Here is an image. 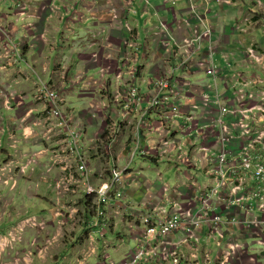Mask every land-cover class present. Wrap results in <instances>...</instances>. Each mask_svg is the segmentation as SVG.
<instances>
[{
  "label": "built area",
  "instance_id": "2783aa9c",
  "mask_svg": "<svg viewBox=\"0 0 264 264\" xmlns=\"http://www.w3.org/2000/svg\"><path fill=\"white\" fill-rule=\"evenodd\" d=\"M143 1L149 5V0ZM131 4L132 0L121 8L126 16L124 55L115 65L114 54L107 52L99 67L101 87L87 116L80 113L76 119L67 114L68 96L47 82L38 83L31 95L13 86L0 87V110H26L12 123L15 154L0 162V205L3 189L14 190L18 177L46 158V172L54 173L58 227L84 223L85 247L76 264H88L92 258L103 259L102 264H264V53L256 45L243 50L244 62L260 72L255 76L236 70L228 54L225 63L218 64L213 28L193 6L200 23L188 37H175L168 22L160 21L153 38L172 72L145 82L143 91L141 62L148 48L130 22V13H136ZM25 8L17 11L23 36L0 21L1 72L22 74L25 48L37 38L36 21L29 19L35 16ZM112 11L113 20L119 21L120 12ZM94 39L93 59L98 62L110 39L104 32ZM198 67L213 84L197 86L184 75H174L175 70ZM29 70L36 73L30 64ZM64 79H69L66 71ZM30 99L43 106L28 107ZM2 122L0 132L5 131ZM89 130L91 136L86 134ZM16 131H23L25 139H37L40 149L21 153ZM146 135L152 138L150 144ZM137 159L156 166L171 164L184 182L172 187L159 170V196L141 202L142 212L134 214L127 196L139 185V172L132 168ZM143 188L149 192L152 186L146 181ZM183 194L187 196L180 200ZM133 215L135 221L128 224L135 247L118 262L109 261L105 250L111 243L104 234L95 238L93 230L114 229ZM47 226L37 216L19 220L0 233V258L17 254L13 262L19 264L16 248L23 244L26 230L41 233ZM207 240L212 249L202 246ZM28 245L37 248L38 241Z\"/></svg>",
  "mask_w": 264,
  "mask_h": 264
},
{
  "label": "crops",
  "instance_id": "0c3cea01",
  "mask_svg": "<svg viewBox=\"0 0 264 264\" xmlns=\"http://www.w3.org/2000/svg\"><path fill=\"white\" fill-rule=\"evenodd\" d=\"M46 1L41 9L35 10L33 15L29 17L34 19L37 24L35 34L37 38L30 39L29 44L33 45L25 48L26 61L22 64V74L15 70L1 72L0 71V87L13 86L12 89L26 92L30 95L35 91L36 86L40 82H47L61 90L63 94L68 96V104L65 112L71 114L78 119L80 113L87 116L88 110L92 106V100L95 91L100 89L99 67L104 63L107 52L114 54L115 65L119 64L120 56L124 55L121 39L125 36V28L123 25L126 16L121 10L130 3V0H51ZM54 6V7H52ZM193 6L197 8L199 13L206 16L205 24H209L213 28V42L220 57L225 54L231 56V62L235 64V69L247 72L251 76L260 74L259 70L253 66H249L244 62V49L256 45L262 53H264V0H149V5L143 0H132V7L136 13H130L129 19L132 26L135 27L139 34V40L145 38L148 55L142 57V83L143 91H146L145 82L164 73H170L167 63V56L163 50H160L158 44L154 41V33L157 31L161 20H166L172 28L175 37L183 39L190 36L193 27L200 23L193 15ZM12 0H1L0 2V21L5 22L12 28L14 32L23 36V26L19 22L17 12L12 11ZM112 10L120 12V20H113ZM41 11V12H40ZM39 12V13H37ZM82 18L79 20V18ZM25 21V20H24ZM189 22V23H187ZM104 32L109 37V47L102 50L98 62L93 59V53L96 52L94 36ZM25 43L27 42L24 39ZM2 62L0 61V64ZM223 63L224 60H223ZM29 64L34 68L36 73L29 70ZM219 64V63H218ZM223 65V64H222ZM67 72L68 80L65 82L64 73ZM176 77L186 76L197 86H206L213 84L204 70L200 67L191 72L174 71ZM201 90V88H198ZM78 98L84 107L79 109L80 104L74 102V98ZM28 107L38 106L32 99L28 103ZM25 109L16 108L14 110H0V119L3 120L1 125L5 131L0 132V162L6 160L10 155L13 141L10 139L13 129L12 123L25 114ZM92 130L86 131L87 136H91ZM95 132L96 130L93 129ZM23 131H16L15 136L19 140L18 150L23 154H31L40 149L37 139L22 137ZM147 136V135H146ZM37 138V137H36ZM152 142V138L147 136V144ZM48 161L43 158L33 171L27 172L25 175L18 177L17 186L14 190L9 191L3 189V202L0 205V233L10 230L19 220L28 216L35 215L46 220L48 226L45 232H38L40 237L55 232L58 229L57 219L55 217V194L51 190L52 179L54 173L46 172ZM135 163V162H134ZM134 171L141 170L143 177L140 183L147 181L152 186L151 191L147 192L143 186L133 187L127 196V201L134 214L142 212L141 202L148 199H155L159 196V183L149 182L146 176L147 169L142 167H132ZM144 180H146L144 182ZM25 186L26 194L29 199H36L38 203L43 200L45 207L37 208L34 206L30 209L23 205L14 206L12 200L7 198L12 192H22L20 185ZM39 185L47 186L44 192L38 190ZM19 189V190H18ZM53 195V197H52ZM182 195L179 199L186 198ZM177 197V195H176ZM138 206V207H137ZM81 208V207H79ZM12 209V212H9ZM66 209L65 211H68ZM14 212H21L23 215L11 225L3 223L4 218L13 217ZM114 218V217H113ZM112 218V219H113ZM85 219V217H82ZM136 217L129 216V221H135ZM127 220V219H126ZM87 221V220H84ZM139 222V219H137ZM127 221H122L125 223ZM127 224V223H125ZM69 229L66 237H71L61 250V246L52 248L48 254L49 258L44 260H52L56 255L57 262L49 264H76L77 258L82 253L85 244L82 243L81 234L84 229V223L75 224ZM65 226V227H66ZM112 232L114 229H110ZM44 233V234H43ZM119 237V236H118ZM26 244L19 246L18 251L23 247V251L29 246L28 237H24ZM105 254H109V249L105 250ZM110 255V254H109ZM7 254L0 258V264L6 261ZM122 258V257H121ZM120 258V259H121ZM119 259V260H120ZM103 259H98L97 264H102ZM47 262V261H46ZM44 262V263H46Z\"/></svg>",
  "mask_w": 264,
  "mask_h": 264
},
{
  "label": "rangeland",
  "instance_id": "374dc122",
  "mask_svg": "<svg viewBox=\"0 0 264 264\" xmlns=\"http://www.w3.org/2000/svg\"><path fill=\"white\" fill-rule=\"evenodd\" d=\"M47 1H51V0H47ZM44 3H46V1L44 0H35V1H31V0H12V7L13 9H11L12 11L17 12L22 10V7H26L25 9L29 11L30 14L32 15H36L34 13L35 10L37 9H41V7L44 6ZM41 6V7H40ZM41 12V11H40ZM39 13V12H37ZM79 18V17H78ZM83 18H79V20H81ZM141 43H145V38H142V40H140ZM217 60L219 64H223V60L222 57H220L219 55L217 56ZM214 83V82H213ZM75 103L78 102V104H80L79 109H83L84 105L79 102L78 98H74L73 100ZM12 149V153L13 155L15 154V151L13 148ZM150 166V168H148ZM133 167L135 168H144L147 169L146 172V176L147 179L149 180V182H155L157 180V173L159 172V170L161 171L160 175L163 174V179L165 180V182L170 183L172 187H174L176 184L180 183V182H184V178L182 176V173L177 172L176 168H170L171 164L168 166L159 164L158 166H156L154 163H151V161L149 160H140L137 159L135 160V163L133 164ZM168 168V169H167ZM137 172H139V179H138V184L139 186H143L145 185L144 183H140V178L143 177V174L141 172V170H138ZM196 177L199 180H203V176L202 175H196ZM146 180H144L145 182ZM146 183V182H145ZM47 186H43V185H39L38 190L40 192H44L45 188ZM19 190V189H18ZM20 190L22 192H12V194H10L9 196H7V198L11 199L14 197V206L16 207H20L21 205H23L25 208L30 209V212H35L34 210H32V208L34 206H36L37 208H41L42 206L45 207L46 204L43 200H41V203H38L36 199L32 200L28 198V195L26 194V189L25 186H23L22 184L20 185ZM51 190L54 193V186L53 184L51 185ZM53 197V195H52ZM12 209H9V212H12ZM15 215L13 217L9 216L7 218H4V220L2 221L3 223H9L11 222V225L17 220L18 217H20L21 215H23L21 212H14ZM28 216H35V215H31L29 214ZM2 216L0 215V218ZM27 217V216H26ZM127 219V220H126ZM124 219V221H128L125 223H119V225H117V227H115V231H111L110 229L107 230H103L102 227H97L93 230V235L95 236V238H100L101 234H104L106 236L105 240L109 243H111V247L109 248V254H110V258L108 259L109 261H114V262H118L119 258L121 257L122 254H126L129 252V250H132L135 247V240H131V227L129 226L128 223H131V221L128 220V218ZM69 228L66 226L63 227H58L57 231L55 232V230L51 233H49L48 235L45 234V236H41L40 234L35 230V229H27L25 232L26 237H28V240H35L38 241V247L34 248L32 246H28L27 250L23 251V247H21V249L19 250V257L21 258V261L19 264H49L48 262L52 263H56L57 259H56V255H53L54 258L52 260H44L49 258L50 254H48L50 252V250L52 248H55L57 246H61V250H63L66 241L70 240L71 237H66L67 232H69L68 230ZM44 234V233H43ZM119 236V237H118ZM49 240V242H51V244H49L47 241ZM27 242L23 241V245L26 244ZM101 243H103V240L101 239ZM52 245V246H51ZM113 246L115 247L113 249ZM204 248H206L207 250L212 249L213 245L212 243L208 242V240L205 242V244L202 245ZM16 250H18V247L16 248ZM32 253L31 255H29L28 257L26 256V254L28 253ZM39 253H41V255H39ZM24 257L26 258V260H24ZM18 255L16 254H8L6 257V261L10 262V264H14L13 260L17 259ZM201 259V257H200ZM47 261V262H46ZM202 261V259H201ZM46 262V263H44ZM51 264V263H50ZM88 264H97V258H92L88 261Z\"/></svg>",
  "mask_w": 264,
  "mask_h": 264
}]
</instances>
